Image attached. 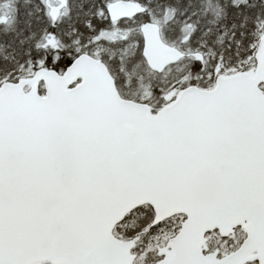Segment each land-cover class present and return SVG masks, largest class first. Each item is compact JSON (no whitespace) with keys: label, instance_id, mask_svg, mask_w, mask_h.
<instances>
[{"label":"snow or ice","instance_id":"6c2138e0","mask_svg":"<svg viewBox=\"0 0 264 264\" xmlns=\"http://www.w3.org/2000/svg\"><path fill=\"white\" fill-rule=\"evenodd\" d=\"M0 264H264V0H0Z\"/></svg>","mask_w":264,"mask_h":264}]
</instances>
